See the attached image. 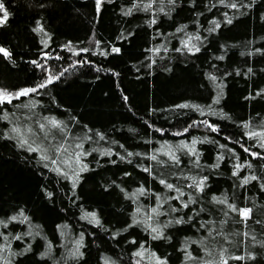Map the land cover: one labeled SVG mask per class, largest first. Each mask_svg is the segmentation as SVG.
Returning a JSON list of instances; mask_svg holds the SVG:
<instances>
[{
    "label": "trees",
    "instance_id": "obj_1",
    "mask_svg": "<svg viewBox=\"0 0 264 264\" xmlns=\"http://www.w3.org/2000/svg\"><path fill=\"white\" fill-rule=\"evenodd\" d=\"M0 3V264H264V0Z\"/></svg>",
    "mask_w": 264,
    "mask_h": 264
},
{
    "label": "snow or ice",
    "instance_id": "obj_2",
    "mask_svg": "<svg viewBox=\"0 0 264 264\" xmlns=\"http://www.w3.org/2000/svg\"><path fill=\"white\" fill-rule=\"evenodd\" d=\"M99 4H100V0H97V6L98 7H99ZM235 6H236L235 4L232 5V7H235ZM149 7H150V5H149ZM0 12H3V20H6L7 19V11L4 9V5L2 3H0ZM0 22H2V21H0ZM116 51H119V50L116 49ZM0 52H2L6 57L9 55V53L7 51H5L3 48H0ZM47 82L51 83L52 82V77H49ZM38 87H40V88L45 87V84L42 83ZM36 90L37 89H27V90H25L23 92L17 93L16 96L18 97V96H21V95H27L29 92H33V91H36ZM6 99L8 100V102H10V99L8 98V94L7 93H0V103L4 102ZM184 107H187V105H184ZM51 124L53 126H56V127L59 126L55 120L51 121ZM41 127H43V125H41ZM13 132L19 133V129H15L14 128ZM253 135H256V134L254 133ZM21 142L22 143H27V141H21ZM193 143H195V141H193ZM30 150L31 151H37V149H35V148H30ZM246 151H247V149H246ZM42 159H47V157H42ZM52 162L55 163L56 161L53 160ZM252 179H255V177H252ZM245 182H247V181H245ZM161 183L163 184L164 181L161 180ZM202 185H203V181L200 182V186L201 187H202ZM167 187L169 189H171L172 185L168 184ZM141 191H143V190H141ZM219 202L223 203L224 201H219ZM184 207H187V204H185ZM229 207H231L233 211H236V209L233 206H229ZM153 211H155V209ZM250 212H251L250 209H246V208L239 209V214L241 216V219H243V220H247L249 218ZM177 222L179 223L180 221H177ZM153 231L155 232L156 229H153ZM137 255H139V253H137ZM221 255H223V254L221 253ZM232 258L233 259H242V257H232ZM221 264H227V260H223L222 259Z\"/></svg>",
    "mask_w": 264,
    "mask_h": 264
},
{
    "label": "rangeland",
    "instance_id": "obj_3",
    "mask_svg": "<svg viewBox=\"0 0 264 264\" xmlns=\"http://www.w3.org/2000/svg\"><path fill=\"white\" fill-rule=\"evenodd\" d=\"M0 93H1V92H0ZM8 98H9V99H12L13 97H12V96H10V95H8ZM6 100H7V99H6Z\"/></svg>",
    "mask_w": 264,
    "mask_h": 264
}]
</instances>
